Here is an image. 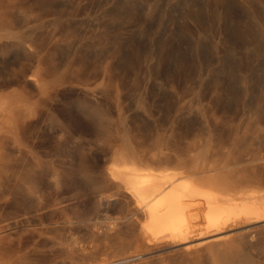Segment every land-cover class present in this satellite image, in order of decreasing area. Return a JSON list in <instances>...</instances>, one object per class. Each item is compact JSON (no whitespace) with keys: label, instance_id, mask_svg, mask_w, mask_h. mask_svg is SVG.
<instances>
[{"label":"bare ground","instance_id":"obj_1","mask_svg":"<svg viewBox=\"0 0 264 264\" xmlns=\"http://www.w3.org/2000/svg\"><path fill=\"white\" fill-rule=\"evenodd\" d=\"M15 1L0 0V106L6 121V131L0 135V179L6 178L13 188L9 198L0 196V264H12L6 244L8 240L23 241L28 232L21 234V231L38 233L60 224H64L63 228L72 224L75 200L84 190H91L98 199L97 216L106 217V222L102 220L106 223L101 233L105 234L103 237L114 236L127 241L121 247L120 258L113 254L114 257L102 256L104 259L98 260L99 264H264L251 255L252 249L264 243V151L255 152L250 159L238 154L237 150L246 144L248 135L236 133L234 139L226 140L213 127L210 110L201 108L197 117L187 110L179 113L176 121L181 136L193 133L198 121L205 127V143L190 144L186 154L178 155L174 153L177 140L161 139L151 152L142 140L141 118L133 117L131 122L126 115L120 84L115 85L109 104L115 62L107 64L102 79H96L88 70L74 72L68 68L57 73L58 42L52 37L46 45V40L20 28L30 19L40 17L35 16L32 9L24 10ZM229 1L211 0L214 3L211 12L217 15L220 25H239L234 2L231 0L232 5ZM128 2L129 15L125 18H134V2ZM190 2L186 3L190 5ZM257 2L264 6V0H253L251 9L245 7L250 9L252 24L249 28L246 25L241 32L255 57L263 53L260 37L264 36L260 16L264 12L259 13ZM121 19L123 23V17ZM233 42L237 44L236 40ZM135 44L132 54L137 58L140 48ZM195 44L194 53L200 58L202 46ZM179 45L183 44L179 41ZM120 51L114 55L118 61L123 58ZM180 54L175 57L179 66L171 64L183 74L186 68L183 70V54ZM167 58L170 62V57ZM195 59L191 56L192 61ZM166 68L159 71L167 72ZM91 98L106 109L112 108L118 119L115 120L113 112H104L95 119L101 129L98 144L78 135L72 123L75 118L83 127L93 124L90 107L84 105ZM233 102L234 98L217 100L216 105ZM256 104V118L264 119V98ZM143 110L146 117L152 116L149 106L144 105ZM119 124L124 128L122 139L119 138ZM251 136L263 141L264 131L253 132ZM17 189L20 197L14 193ZM110 201H114V205ZM5 206H10L11 212H5ZM94 211L96 213V209Z\"/></svg>","mask_w":264,"mask_h":264},{"label":"rangeland","instance_id":"obj_2","mask_svg":"<svg viewBox=\"0 0 264 264\" xmlns=\"http://www.w3.org/2000/svg\"><path fill=\"white\" fill-rule=\"evenodd\" d=\"M128 1L129 0H17V2H15L19 3L24 10H34V15H39L38 17H40L38 20L34 18L30 19L27 24H21L20 28H23L25 32H33L39 38L46 40V45H48L52 37L58 42L59 48L55 57V69L57 73L65 72L68 68L70 71L74 72L88 70L96 79H102L107 64L109 62H115L114 66L117 70H112L114 72H112L113 81H111V84H114H112L110 88L111 99L109 100V104L112 103L115 85L120 84L126 115L130 118L131 122L133 117L134 119L138 117L141 118L142 122H139H141L142 125V140L146 148L151 152H154L157 142L161 139L166 140L174 138L177 140L178 147L174 153L178 155L186 154V148L190 144L197 142L205 143L207 139L205 127L198 124V121H196L197 126L194 132L184 134L183 136H181L178 130L179 127L176 121L178 114L187 110H191L193 116L197 117V112L201 108L210 110V113L213 115V127H215L216 132L226 140L234 139L236 133L248 135L246 137L247 141H244V143H246L244 145L247 147L242 145V148L240 147L237 150L238 154L242 156L245 154L244 157L250 159L255 152L264 151V140L259 141L257 138L255 139L256 135L253 136L254 138L251 136L253 132L259 130L264 131V119L256 118L255 114L258 109L257 107V109L255 108V104L260 102V99L264 98V36L260 37V45L262 46L263 53L255 57L254 53L249 51V45L241 34L243 28L247 26V28L251 27L252 19L249 13L250 11L248 10L251 9L253 0H232L234 2L233 8L235 16L237 15L236 19L240 24L242 22L243 25H236V23L232 25H220L217 15L214 14L213 11L211 12L214 7V3L212 4V2L215 0H212V2L211 0H193L194 2L188 0L192 2V4L190 2V5L186 3L188 2L187 0H136L137 2L135 0H130V2H134L133 11L136 18L132 17L129 19L128 17L125 18V16L129 15V13H127L130 9V3ZM232 1L230 0L229 2L231 3ZM247 1L250 2L249 4L251 5H249ZM259 3L260 2H257L259 6L256 4L258 11L260 10L259 13H261L262 10L264 12V6ZM193 4L195 6H193ZM205 5L208 8H206ZM196 6H200L202 9ZM247 6L250 9H247ZM126 7L128 8L126 9ZM193 7H195V10L192 9ZM114 8H117L115 13L113 12L115 10ZM187 8L195 18L189 16L191 14L188 12ZM204 8L206 9L204 10ZM120 9L122 10L120 11ZM205 11H207V13ZM200 12L202 13L200 14ZM247 14L249 15V20ZM198 15H200V17ZM260 16L262 23H264V13H261ZM122 17L123 23L121 21ZM207 17H209V20ZM128 20H131V22H128ZM209 23L210 25H208ZM219 31L222 35H220ZM142 32H145V35H143ZM173 34L178 37H175ZM172 35L174 38H171ZM191 35H193L194 39ZM221 38L223 40H221ZM232 39L234 41L236 40L237 44L233 42ZM225 40L226 42H224ZM179 41L180 44L185 45L184 48L182 47L183 45H179ZM133 43H138L135 45L140 48L137 58H134L132 54ZM160 43L162 45H160ZM195 43L202 46L200 55L203 59L201 57V59L198 58L199 56L194 53ZM243 44L247 46V48H245ZM119 45H121L122 48H120L121 46ZM165 46H169L170 48L168 47L169 49H166ZM172 47L176 48V53L172 50ZM119 51L120 56L123 57L121 58L123 61L121 59H119L121 61H118V59L114 58V55L119 53ZM177 53H179V56L181 55L180 53L183 54V70L186 68V73L183 71L182 74L181 71V75L178 73L177 67H174L179 66L176 64L175 59V57H179L176 56L178 55ZM240 53L243 55L242 57ZM194 55L195 57H193ZM191 56L192 60L196 58L195 61L191 60ZM165 57H170L169 60L171 61L169 62L168 58L166 59ZM128 59L131 62L126 61ZM116 60L118 62H116ZM199 60L202 64H200ZM192 62L195 63L191 65L190 63ZM185 63L187 65H185ZM160 65V69L166 68V66L169 65L166 68L167 72H160ZM163 65L165 66L163 67ZM227 69L230 72L227 71ZM259 80H263V82ZM243 81L244 83H242ZM247 84L248 86H245ZM231 91L232 93H230ZM235 93L237 95H235ZM231 96L236 103L224 104L223 106L216 105L217 100H233ZM84 105L85 107H90L91 117H94V119L92 118L93 124L84 126V128L79 122H76L74 118V122L72 121L74 124L73 129L78 132V135L87 139V141L89 140L90 142L92 140L91 142H96L101 135V129L100 126L97 125L98 122L95 119L104 112L111 114L113 112L112 115L115 120H118L117 114L112 108H104L103 104L98 103L93 98L87 100ZM144 105L151 108V117H146L147 115H144ZM96 106L99 108L96 109ZM118 128L119 138L122 139L124 128L122 125L120 126V124ZM94 142L93 144H98L99 141L96 143ZM226 150H228V148ZM12 191L13 188L6 178L0 179V196L9 198ZM14 193L20 197L19 189H17V191L14 190ZM92 193L91 190H84L79 195L80 199L78 198L75 200L76 212L74 214V221L70 224H74L75 227L74 225H65L67 228H63L64 224H60L62 228L58 225V227L56 226L48 229L49 231L41 230L38 231V233L34 231H21V234L29 233L23 236L25 237L23 241L8 240L6 250L7 253H9L8 255L12 258V264H99L106 257L119 255L117 259L120 258V251H122L121 247L124 245L125 240L124 238L119 239L114 236L103 237L105 234L101 233H103L102 230L106 224L104 223L106 222V220H104L106 217L103 218L104 215H100L101 217L97 216V208L99 207L98 199L95 194ZM96 202L97 204H94ZM109 203L114 205V201H110ZM90 205L93 206V208ZM92 209L93 211L96 209V213L95 211L93 212ZM4 210L9 213L11 212V207L5 206ZM95 214L100 218L98 219ZM78 217H80V221H78ZM93 218L97 219L95 223H92V220L94 222ZM102 220L104 222H102ZM92 225L95 227H92ZM96 226L97 228L99 227L100 230L99 228L96 229ZM83 246H86L84 247L85 249ZM90 248L93 251H90ZM118 249L120 250L118 251ZM251 255L256 261L264 262V243L254 250L252 249ZM113 259L115 260L116 258Z\"/></svg>","mask_w":264,"mask_h":264},{"label":"clouds","instance_id":"obj_3","mask_svg":"<svg viewBox=\"0 0 264 264\" xmlns=\"http://www.w3.org/2000/svg\"><path fill=\"white\" fill-rule=\"evenodd\" d=\"M2 95V93H0ZM6 131V121L4 119V110L3 107L0 106V135H3Z\"/></svg>","mask_w":264,"mask_h":264}]
</instances>
